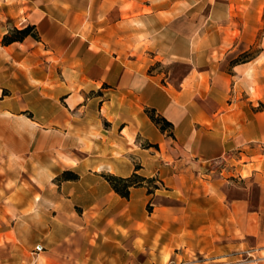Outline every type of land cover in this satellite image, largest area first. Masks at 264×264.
Segmentation results:
<instances>
[{"label":"crops","instance_id":"1","mask_svg":"<svg viewBox=\"0 0 264 264\" xmlns=\"http://www.w3.org/2000/svg\"><path fill=\"white\" fill-rule=\"evenodd\" d=\"M2 2L40 36L19 43L33 40L38 57L58 58L61 76L49 82L46 75L40 84L64 97L67 107H50L53 114L39 123H52L53 131L43 129L36 145L38 179L59 205L46 209L17 183L15 200L5 205L17 219L0 223V233L12 231L15 240L10 248L0 246V264H81L86 257L88 264L102 247L119 250L114 241L122 237L124 212L148 195L146 187H133L129 198H122L103 174L126 177L136 164L139 174L158 177L171 194L148 216L152 234L168 245L192 238L219 249L221 239L242 245L251 238L263 246L264 0ZM251 50L253 56H244ZM33 66L27 63V70ZM146 108L172 123V136L158 129ZM19 133L6 147L20 154L15 164L24 166L29 139L26 130ZM143 141L157 147H144ZM215 161L232 163V172L258 181L254 210L247 183L244 196L231 198L226 186L212 179ZM66 170L78 178H59ZM174 191L181 193L179 205L171 198ZM74 206L82 208L80 215ZM105 206L113 241L91 247L88 223L103 216ZM131 216L126 226L135 249L142 219ZM38 241L47 245L33 251ZM247 264H264V258Z\"/></svg>","mask_w":264,"mask_h":264},{"label":"rangeland","instance_id":"2","mask_svg":"<svg viewBox=\"0 0 264 264\" xmlns=\"http://www.w3.org/2000/svg\"><path fill=\"white\" fill-rule=\"evenodd\" d=\"M11 3L13 4L14 2ZM11 6L7 3L4 4L0 0L1 224L7 221L14 222L17 219L13 211L5 207L10 201L15 200L14 190L17 183L24 184L28 188L29 199H40L41 202L44 201L46 209L54 207V205H59L51 192L43 191L42 183L38 179L40 161L37 156L38 150L36 145L37 138L44 133L43 129L48 130L46 133L53 131L54 125L52 123H47L45 126L39 123L48 115L53 114L50 111V107H67L64 97H59L58 94H54L53 89L40 84L46 75L49 76V82H53L54 77L61 76L62 69L57 65L58 58L52 57L50 53H41L38 57L36 43L33 40H30L31 42L29 44L17 42L11 48H5L1 44V38L8 30L14 27L22 28L25 26L23 25L24 21L22 16L18 13L11 16V12H13ZM262 27L264 29V23ZM27 63L28 65H34L29 71L27 70ZM22 129L26 130L29 139L27 142L28 148L24 152L26 156L24 155L25 157H23L26 160V165L24 166L15 164V161L21 160L20 154L16 150H8L6 147V142L10 141V138L12 139L18 136ZM13 141H16V139H13ZM258 157L256 156L253 159L256 160ZM234 167L235 165H232V163L226 165L224 162L215 161L209 170H213L212 179L218 178V181L226 186L227 195L231 198L244 196V187L247 183L249 199L254 210L258 198V181L252 176L244 179L243 176L235 174L234 171L232 172V168ZM242 175H245L244 171ZM206 178L209 179V177ZM149 185L152 193L148 194L146 188V194L148 196L145 197V194H143L137 197L136 200L138 202L134 203L130 209L126 208L127 211L124 212L126 223L129 220L128 217L130 219L132 218L131 215L141 216L140 238L137 239L138 244L136 248L134 249V246L131 245L134 236L132 228L127 227L125 223V228L119 233L122 235L121 239L114 241L116 246L117 244L119 245L120 248L117 246L119 250L111 251L106 247H102L103 249L100 248L101 250L99 251L100 257L94 256V252L88 264H247L248 260L255 263L259 259L264 258V251L257 252L258 248H264V244L262 247H258L256 242L251 238L248 241H244L242 245H232L227 239H221L219 241V249H214L212 243H198L196 240H192V238H190L191 241L188 244L181 245L179 243L177 246L168 245L169 243H167L168 241L165 240V237L152 234L148 216L156 206L167 204L171 194L164 192V185L158 177L155 178V182H151ZM155 186L158 188L155 189ZM158 189L163 191L156 192ZM194 193L193 191H189L188 194ZM171 198L179 205L182 199L181 193L174 191ZM62 200L68 201L66 197H62ZM106 206L100 210L103 216L100 215L101 217H96L95 220L91 219L93 222L88 223L89 225L92 224V230L89 236V244L91 247L102 246L103 243H112L113 241V237L111 238L110 235L111 232L107 231L105 227V218L109 215L107 211L108 207ZM74 209L77 215L82 213V208L74 206ZM77 229L80 230L83 228L77 227ZM115 234L118 235L116 232ZM14 240L15 237L12 231L9 233H0L1 247L10 248V244ZM46 242L43 244H46ZM36 244V246L34 245L33 251H39L40 249H37V247L43 245L42 241H38ZM49 244H52V240L49 241ZM85 246H87L86 242ZM67 250L72 249L67 248ZM248 250L253 251V253L249 254ZM87 252H89V249ZM28 257L29 262L34 261L31 254ZM87 259L88 257L81 264H87Z\"/></svg>","mask_w":264,"mask_h":264},{"label":"trees","instance_id":"3","mask_svg":"<svg viewBox=\"0 0 264 264\" xmlns=\"http://www.w3.org/2000/svg\"><path fill=\"white\" fill-rule=\"evenodd\" d=\"M26 37H31L34 40H40V36L36 30L35 25L28 24L25 25L22 28H12L8 30L7 33H5L1 38V44L3 46L9 45L14 42H22ZM254 50L248 51V53L244 56H248L250 58L254 55ZM146 113L151 119V121L158 127V129L162 132H167L168 135L172 136V123L168 120H166L163 116L156 113L155 109L153 108H146ZM144 147L154 146L157 147V145H152L149 142L143 141L140 143ZM140 169V166L138 164L135 165L134 171L126 176H118L114 174H103V177L109 182L112 189L116 194H118L122 198H129L130 190L133 187H146L147 193H152L149 183L155 182L156 177H145L138 173V170ZM59 178H62L63 180H75L78 178V175L66 170L64 171ZM158 187L155 186V189Z\"/></svg>","mask_w":264,"mask_h":264},{"label":"built area","instance_id":"4","mask_svg":"<svg viewBox=\"0 0 264 264\" xmlns=\"http://www.w3.org/2000/svg\"><path fill=\"white\" fill-rule=\"evenodd\" d=\"M37 249H41V247H40V246H38V247H37Z\"/></svg>","mask_w":264,"mask_h":264}]
</instances>
